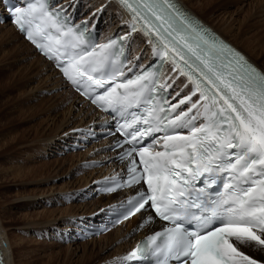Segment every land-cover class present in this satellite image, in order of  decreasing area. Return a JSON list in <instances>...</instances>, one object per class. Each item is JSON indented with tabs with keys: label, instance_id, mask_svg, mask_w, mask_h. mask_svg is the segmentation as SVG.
<instances>
[{
	"label": "snow or ice",
	"instance_id": "obj_1",
	"mask_svg": "<svg viewBox=\"0 0 264 264\" xmlns=\"http://www.w3.org/2000/svg\"><path fill=\"white\" fill-rule=\"evenodd\" d=\"M120 2L132 13L131 30L144 32L161 61L155 72L151 65L134 72L137 63L127 69L135 78L126 76L129 60L117 58L123 55V44L117 46L123 38L90 45L92 37L84 35L88 26L69 24L65 8L53 13L29 0L13 14L27 39L91 103L114 111L145 110L143 116L129 113L132 130L123 132L129 147L120 159H128L126 184L133 193L117 219L141 213L138 227L157 218L165 225L124 260L264 264L252 253H264V70L209 33L174 0ZM165 61L193 86L175 104L161 92L172 85L157 77ZM153 93L160 94L159 101ZM156 132L163 135H152Z\"/></svg>",
	"mask_w": 264,
	"mask_h": 264
},
{
	"label": "bare ground",
	"instance_id": "obj_2",
	"mask_svg": "<svg viewBox=\"0 0 264 264\" xmlns=\"http://www.w3.org/2000/svg\"><path fill=\"white\" fill-rule=\"evenodd\" d=\"M73 1L76 0H58L59 4L63 8H67L68 12H71L79 19H91L92 22L99 21L100 33L104 39H107L114 34L128 35V43L132 53L131 61L134 62L139 57L141 64L147 62L150 57V45L148 44L147 40L139 33L129 32V22H127L123 10L113 0H80L79 5L77 6H75ZM180 1L195 14H197V16H200V19H202L208 25L212 26L221 36L229 40L238 49H240V46L233 40L230 33L215 25H212V23H210L208 20L202 18V13L196 11L190 1ZM201 2H203L204 5L208 6L211 0H201ZM229 3L231 5L238 6V10L235 13L233 12L234 14H230L231 19L228 20L229 22L225 21L228 24L229 31L233 28L232 23H235L231 20L235 19V16L240 15L242 17L245 13H247L240 22L241 26L238 29L239 32L237 33V35H245L248 30H255V33L251 35V40L249 41L257 43L260 49V54L264 56V19L259 20L260 18L264 17V0H250L249 7L251 8V10L247 12L246 5L244 4L246 3V0H229ZM0 30L5 31V41L9 45L13 46L14 53H16L20 59L29 62L30 66L28 67V71L30 72L31 79H36V81H38L37 87L35 86L36 90L40 91V89L42 88L49 93L59 91L58 94H56L55 96L53 95V97L58 98L63 95L65 96H63L64 99L62 107L66 109V117L69 120V122L66 124V128L68 129L63 131L58 138L50 139L46 142V144H42L45 148L49 147L50 145L53 146L55 141H59V144H61L59 146L63 147V144H67L66 140L70 141L72 139H76L77 137H80L81 133H83L84 131L89 130L91 127H96L98 124L103 122V120H101L100 114L96 112L92 107L87 105V103L82 101L74 92L68 89V86L65 84L59 73L53 68V65L47 62L43 57H41L36 52V50L23 39V37L15 30L13 26H11L10 24H4L0 26ZM244 53L258 65L257 60L254 59L255 57L252 54H248L246 52ZM260 68L264 70V68ZM170 75L171 71L169 70L164 74L163 80H169V84L174 87V94H188L190 91V86H185L187 85V83L185 82L184 78L178 77L177 74H173L171 77ZM71 98L72 102L70 101ZM74 98H76V100ZM43 103H45L44 100L40 101L37 105V109L33 111L34 113L32 114L35 117H38L39 113L43 111ZM10 116V113L8 114V112H6L5 110L2 111L0 109V162L3 161L4 158L10 157V155L18 151L23 150L22 154L28 151L36 152L39 148L37 141L40 143V139L43 138L40 130L43 129V123L45 122L38 123V127L36 129V139L32 141L31 145H28L31 142H29V140L25 137H20V135L18 134L20 125H17L16 122H10ZM17 146H21V149L18 150ZM109 146H111L110 140L89 146L86 149L85 154L83 155V159L89 161V165L94 170H87L83 165L77 167V169L80 170L79 172L85 176H83L80 181H78L79 179H76L77 177H74L77 182L73 181L74 183L70 182L62 187L60 185L61 188H54L55 186H53L51 189V195L47 193L36 194L30 192L29 190L30 187L41 185L42 182L45 181V179L43 178H41V180L44 181H40L37 178L43 176L44 174L39 172L38 166L34 165L37 162V157L34 158V156L33 158L27 160V162L25 163L23 161L21 162V165H15L16 163L12 162L13 160L11 159L5 162L7 164L3 165L0 170V182L6 181V179H12L17 184V187L16 193L14 194L15 196L12 197V199L10 196L11 194L7 195L9 194L8 192L7 194H5L6 201L8 202L6 208L9 209L4 210L3 213L8 214V218L10 219L12 226L14 227L11 229V231L14 229L15 231L17 230L20 233L18 235H15L17 238L15 240L10 237V234H7L6 228L2 223V211L0 209V231L9 264H52L56 260L55 255L48 256L47 258H41L39 253H36V251L39 250L38 247H51L49 245H46L44 241L40 240L42 233H45V237L49 238L50 241L55 239V243H59V240L56 236V233L58 232L56 228H58L60 224L65 225L66 223L63 229L69 230L77 222L79 223L89 218H103L107 210H110V208L114 206L120 205L127 197L131 196V193H129L128 191H118L115 194L107 195H99L97 192L98 184L104 182V180L110 177L120 176L122 173H124V170L128 165V160L117 162L116 154L109 153ZM19 154H21V152H19ZM98 163H102L103 166L101 168H98ZM41 169L42 168H40V171ZM43 170L44 169H42V171ZM37 171L42 175L37 176L36 174H39L36 173ZM48 183H50V181ZM92 185L94 187L91 190L92 194H96L97 198L92 202L90 201L91 203L88 204L87 202L83 201V198L86 196L88 190L92 188ZM68 199L81 201V207L83 208H81L80 206L79 208L77 206H74L73 204L65 210L60 208L46 210V212H44L42 216H46L48 214L47 212L51 211L52 214L50 218H52V220L40 219L39 221H29V218L35 217V214H28L29 212L26 213V211L33 209V206L37 205L39 202H41V200H44L48 203H54L58 201L59 204L66 205L65 203H67L66 201ZM15 209L20 211L19 216H16ZM24 211L25 213H23ZM81 212L82 214H80ZM59 216L61 218H59ZM67 221H70V223L68 224ZM141 221L142 216L141 213H139L138 215L131 218V220L127 223L115 227L112 230L113 232L111 231V233H109V237L108 235L100 236L84 243H71V245L67 249L68 251L69 249L72 250L67 258H65L67 260V264L72 263L74 257H78L81 263L85 262V260L88 259L87 264H124V257H126L130 253V251L136 246L137 242L140 239L154 231L161 229V224L158 221L147 223L142 227H138L141 224ZM126 226L127 229L125 228ZM124 228L126 230H124ZM49 229L52 231L55 230L56 232H48ZM107 237L109 239V244L107 246H104V248L100 247L99 250L104 253L108 251L109 255H107L104 260L102 258L100 259L97 256L96 260L98 261L93 260L94 262H92V256L95 254V252L94 249H89L90 243L94 244L95 242L101 241L104 238L107 239ZM30 244H32V246H37L36 248L38 250H35V248L34 250H32L33 247L29 246ZM243 250L247 254L248 249L246 250L245 248ZM80 251L81 255H79ZM252 253L253 255H259L255 249L252 250Z\"/></svg>",
	"mask_w": 264,
	"mask_h": 264
},
{
	"label": "rangeland",
	"instance_id": "obj_3",
	"mask_svg": "<svg viewBox=\"0 0 264 264\" xmlns=\"http://www.w3.org/2000/svg\"><path fill=\"white\" fill-rule=\"evenodd\" d=\"M188 1L191 2L192 6L194 7L196 11H198L199 13H202L201 15L202 18L208 20L210 23H212V25H215L223 30H226L228 33H230L233 40L236 43H238V45L240 46V49L248 54L249 53L252 54L255 57L254 59L257 60L258 65L264 68V56L260 54V49L257 43H253L252 41L251 42L249 41L251 40L250 39L251 35L255 33V30H248L245 35L244 34L239 35V36L237 35V33L239 32L238 29L241 26L240 22L246 16L247 13H245L242 17L240 15L235 16V19L231 20L232 22H235V23H232L233 28L232 30L229 31L228 24L225 21L229 22L228 20L231 19L230 14H234L238 10V6L231 5L229 3V0H211L208 6L204 5V3L201 2V0H199V2L198 0H188ZM244 4L246 5V12L250 11L251 10V8L249 7L250 0L249 1L246 0V3ZM261 19H264V17L260 18L259 20ZM5 39H6L5 31L0 30V106H1L0 109L2 111L5 110L6 112H8V114L10 113L11 115L10 120H9L10 122H13V123L16 122L17 125H20L18 134L20 135V137H25L26 139L29 140V142H31L28 145H31L32 141L36 139V129L38 127V123L40 122H45V123H43L44 124L42 127L43 129L40 130L43 138L40 139V143L37 141V144L39 146L37 151L36 152L28 151L22 154L23 152L22 150V151H18L10 155V157L4 158V160L0 162V170L3 165L7 164L5 162L10 159L13 160L12 162L16 163L15 165H21V162L24 161L25 163L27 162V160L35 156L34 158L37 157L36 158L37 162L34 165L39 167L38 168L39 172L44 173L43 176L37 177V178L40 181H44V180H41V178H43L45 179V181L42 182L41 185H37V186L35 185V186L30 187L29 190L30 192H33L36 194L47 193L51 195L52 194L51 189L53 186H55L54 188H58L60 187V185L62 187L70 182L71 183L77 182L78 179H79L78 181H80V179H82V177L85 176L79 172L80 170H78L77 167L83 165L86 167L87 170L88 169L94 170V169L89 165V161H86L83 159V155L85 154V152H81L80 154V153H71L70 151H64V147H66V144H63L62 145L63 147H60L59 145L61 144H59L60 143L59 141L58 142L55 141L53 146L50 145L49 147H46V148L42 145V144H46V142L49 141L50 139L58 138L59 135L63 131L68 129L66 128V124L69 122V120L66 117V109L62 107L63 99L65 96L63 95L64 97L60 96L58 98L53 97V95L55 96L56 94H58L59 91H55L54 93H51V92L49 93L46 90H43L42 88L40 89V91L36 90L38 81H36V79L35 80L31 79L30 72L28 71V67L30 66L29 62L20 59L17 56V54L14 53L13 46L9 45L5 41ZM74 99L76 100V98ZM42 100H44L45 102L43 103L44 109L41 113H39L38 117H35L32 113H34L33 111L37 109V105ZM70 101L72 102V98L70 99ZM64 102H67V101H64ZM27 107L29 108V110ZM66 142H69V140H66ZM17 149L18 150L21 149V146H17ZM19 152H21V154H19ZM27 154L29 157L27 156ZM40 168L44 170L42 171L41 169L40 171ZM39 172L37 171L36 173H39ZM36 175L38 176L42 174L39 173ZM74 177L75 178L77 177L76 178L77 180H75ZM11 180L12 179H6V181H3L4 183L0 182V209L3 214V215L1 214V218H2V223L4 227L6 228V232L7 234H10V237L13 238V240H15L17 239L15 235H18L20 233L17 230L15 231L14 229L11 231V229L14 227L12 226V223L10 219L8 218V214L3 213L4 210L9 209V208H6V206L8 205V202L6 201L5 194H7V192L9 193L7 195L11 194L10 196L12 199V197H14L15 196L14 194L16 193L17 184L15 183L14 180L12 181ZM49 181L50 183H48ZM91 187L92 188L88 190L86 195L92 194L91 190L94 187L93 185ZM94 200L95 199H93L92 201ZM66 202H67L65 203L66 205H63V204H59L58 201L54 203H48V202H45L44 200H41V202L33 206V209L26 211V213L29 212L28 214H35L34 215L35 217H30L29 221H35V220L39 221L40 219L52 220V218H50L52 214L51 211L47 212L48 214L46 216L45 215L42 216V214L46 212V210H53L57 208L65 210L66 208H69V206L73 204L74 206L81 207V203H82L81 201H75L73 199L72 200L68 199ZM85 202H87L88 204L91 203L90 200H85ZM15 212H16V216H19L20 211L15 209ZM23 213H25V211ZM80 214H82V212ZM59 218L61 217L59 216ZM67 222L68 224L70 223V221H67ZM65 225L60 224V226L56 228V230L59 232L61 229L65 227ZM125 228L127 229V226ZM125 228L124 230H126ZM48 232L55 233L56 231L55 230L52 231L49 229ZM107 235L109 237V233ZM108 237L107 239L104 238L101 241L95 242L94 244L90 243L89 249H94V252H95V254L92 256V262L98 261L96 260L97 256L100 259L102 258L104 260V258L107 257V255H109L108 251L104 253L99 250L100 247L104 248V246H107L109 244ZM40 240L44 241L46 245H49L51 247H48V246L46 247L43 245L45 249L43 247H40V248L38 247L39 249L38 250L36 248L37 246H32V244H30L29 246L33 247L32 250H34L35 248V250L40 251L41 253L38 251H36V253L37 254L39 253L41 258H47L48 256L55 255L56 260L52 264H67V260L65 258H67V256L72 250V249H69L68 251L67 249L71 245V243L63 244L60 241L59 243H55L54 241L55 239L50 241L49 238L45 237V233H42ZM258 254L261 257V259H264V253H258ZM79 255H81V251ZM74 258H73V262L70 264H87L88 262V259H86L85 262L81 263L78 257L75 259Z\"/></svg>",
	"mask_w": 264,
	"mask_h": 264
}]
</instances>
